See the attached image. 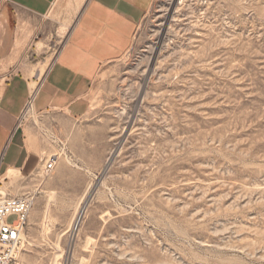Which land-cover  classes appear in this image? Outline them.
Masks as SVG:
<instances>
[{
  "label": "rangeland",
  "instance_id": "rangeland-1",
  "mask_svg": "<svg viewBox=\"0 0 264 264\" xmlns=\"http://www.w3.org/2000/svg\"><path fill=\"white\" fill-rule=\"evenodd\" d=\"M86 102L103 161L41 173L14 264H264V0H152Z\"/></svg>",
  "mask_w": 264,
  "mask_h": 264
},
{
  "label": "crops",
  "instance_id": "crops-1",
  "mask_svg": "<svg viewBox=\"0 0 264 264\" xmlns=\"http://www.w3.org/2000/svg\"><path fill=\"white\" fill-rule=\"evenodd\" d=\"M151 2L0 0V200L35 192L41 173L57 180L81 171L84 180L103 161L86 97L104 65L127 50Z\"/></svg>",
  "mask_w": 264,
  "mask_h": 264
},
{
  "label": "built area",
  "instance_id": "built-area-1",
  "mask_svg": "<svg viewBox=\"0 0 264 264\" xmlns=\"http://www.w3.org/2000/svg\"><path fill=\"white\" fill-rule=\"evenodd\" d=\"M51 167L52 163H48L46 170ZM31 204L29 195L7 197L0 201V264L16 262ZM10 217L14 219L9 220Z\"/></svg>",
  "mask_w": 264,
  "mask_h": 264
},
{
  "label": "bare ground",
  "instance_id": "bare-ground-1",
  "mask_svg": "<svg viewBox=\"0 0 264 264\" xmlns=\"http://www.w3.org/2000/svg\"><path fill=\"white\" fill-rule=\"evenodd\" d=\"M30 105H31V104H30ZM84 207H85V206H84ZM80 216H82V213H78V215H77V217H76V219H75V222H74L75 227H76L77 223L79 222ZM22 241H23V237H22Z\"/></svg>",
  "mask_w": 264,
  "mask_h": 264
}]
</instances>
